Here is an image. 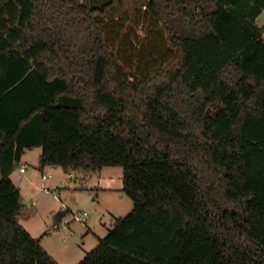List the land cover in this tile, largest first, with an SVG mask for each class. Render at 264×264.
<instances>
[{
	"label": "trees",
	"instance_id": "trees-1",
	"mask_svg": "<svg viewBox=\"0 0 264 264\" xmlns=\"http://www.w3.org/2000/svg\"><path fill=\"white\" fill-rule=\"evenodd\" d=\"M112 2L0 0V264H59L19 223L34 147L122 168L132 209L78 264H264V0Z\"/></svg>",
	"mask_w": 264,
	"mask_h": 264
},
{
	"label": "rangeland",
	"instance_id": "rangeland-1",
	"mask_svg": "<svg viewBox=\"0 0 264 264\" xmlns=\"http://www.w3.org/2000/svg\"><path fill=\"white\" fill-rule=\"evenodd\" d=\"M107 1L110 0H95V4L102 5ZM146 1L113 0L103 19L141 7ZM256 23H264V9ZM193 25V21L186 20L188 30ZM19 163L24 165L25 172L19 173L16 168L12 174L23 205L19 223L33 238L39 239L40 244L43 243L57 262H81L99 239L106 236L114 221L132 209V201L121 192L122 168L119 166L104 167L100 173L83 179V175L64 172L59 167L40 169L36 151H27ZM43 173L48 176L45 180L41 179ZM58 212H65V215L58 219ZM83 212L88 213V220L80 222L73 218ZM95 216L99 221L89 230L85 225ZM55 224H59L58 230H54Z\"/></svg>",
	"mask_w": 264,
	"mask_h": 264
},
{
	"label": "crops",
	"instance_id": "crops-1",
	"mask_svg": "<svg viewBox=\"0 0 264 264\" xmlns=\"http://www.w3.org/2000/svg\"><path fill=\"white\" fill-rule=\"evenodd\" d=\"M27 151H36V153H37V158H39V155H40V153H41V149H40V147H34V148H32V149H26L25 151H24V153H23V155H22V157L23 156H25V154H26V152ZM21 157V158H22ZM21 160V159H20ZM20 167H24V165L21 163H19V165L17 166V171L19 172V168ZM54 168H57V167H54ZM14 172V171H13ZM24 172H25V169H24ZM24 172H22V173H24ZM19 173H21V172H19ZM100 173V172H99ZM12 174L13 173H11V175H10V179H11V181L13 182V180H12ZM14 183V182H13ZM14 185H15V183H14ZM98 216H95V217H93L85 226L90 230L91 228H93L94 227V225L99 221L98 220ZM54 226V225H53ZM41 239V238H40ZM43 239V238H42ZM42 241V240H41ZM42 245V247H43V249L48 253L49 251H48V249L43 245V243L41 244ZM49 254V253H48ZM58 263L59 264H62L60 261H58Z\"/></svg>",
	"mask_w": 264,
	"mask_h": 264
},
{
	"label": "built area",
	"instance_id": "built-area-1",
	"mask_svg": "<svg viewBox=\"0 0 264 264\" xmlns=\"http://www.w3.org/2000/svg\"><path fill=\"white\" fill-rule=\"evenodd\" d=\"M19 172H21V173L24 172V167H20L19 168ZM47 177L48 176L45 173H43L41 175V179L42 180L47 179ZM73 218L78 220V221H80V222H84V221L88 220L89 215H88V213L83 212L81 214L73 215ZM53 227H54V230H58L59 229V224H55Z\"/></svg>",
	"mask_w": 264,
	"mask_h": 264
}]
</instances>
